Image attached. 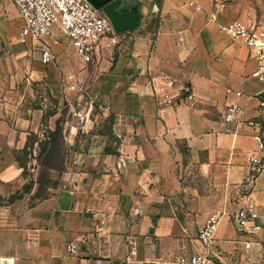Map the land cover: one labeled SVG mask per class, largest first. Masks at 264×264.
Instances as JSON below:
<instances>
[{"label": "crops", "instance_id": "crops-1", "mask_svg": "<svg viewBox=\"0 0 264 264\" xmlns=\"http://www.w3.org/2000/svg\"><path fill=\"white\" fill-rule=\"evenodd\" d=\"M1 2L16 78L43 81L66 99L76 123L59 185L27 199L15 194L25 183L21 157L43 111L12 108L0 118V264H189L179 259L206 254L198 232L212 213L222 217L209 264H264V166L252 189L258 217L247 232L233 221L245 203L249 157L264 161L255 139L264 132V80L252 75L258 49L220 29L236 19L232 6L196 0L215 14L210 21L189 0H126L139 24L112 55L88 64L89 96L78 102L69 85L84 78L85 64L70 42L46 38L56 61L42 64L33 44L20 40L16 5ZM165 76L189 82L195 99L181 98ZM166 97L172 101L161 102ZM233 101L262 128L225 123ZM79 110L88 113L84 128Z\"/></svg>", "mask_w": 264, "mask_h": 264}, {"label": "built area", "instance_id": "built-area-1", "mask_svg": "<svg viewBox=\"0 0 264 264\" xmlns=\"http://www.w3.org/2000/svg\"><path fill=\"white\" fill-rule=\"evenodd\" d=\"M16 5L22 26L20 40L23 43L31 42L34 50L40 52V61L44 65L55 63L56 56L51 47L45 42L46 38H53L58 35L67 39L75 49L76 54L83 60L84 78L76 84H70L69 88L77 92L76 101L86 100L89 96V83L87 80L88 64L93 61H102L109 54L112 55L116 48L128 37V32H117L112 21L101 10L96 9L89 0H12ZM190 4H195L196 0H189ZM197 4V3H196ZM208 20L216 21L213 12L204 9L200 4L196 7ZM220 29L235 40H243L251 48L258 49V67L252 75L255 78L264 80V26L250 25L241 19H234L229 23L220 25ZM68 75L62 79V83L72 79ZM169 86L179 88L181 98L193 101L195 95L192 85L185 82L181 85L178 80L165 76ZM242 96L241 91L235 93ZM171 102L169 98H163L161 102ZM73 102L70 103L72 105ZM259 117L264 118V92L258 98ZM78 124L84 128L87 122L88 113L81 110L74 111ZM244 106L238 101L230 103L224 112V122L227 124L251 125L262 128L261 119H244ZM259 150L264 152V132L260 131L255 135ZM253 166L252 173L243 188L244 205L239 206L233 213V221L240 232H247L250 223L258 217L256 204L252 197L253 182L257 172L263 166V157L256 154L249 157ZM222 214L212 213L204 226L199 229L198 240L206 250L205 255H195L190 258L181 257V263L189 264H209L216 239V232ZM70 251L75 252L76 246L70 245ZM136 253L135 248L131 250Z\"/></svg>", "mask_w": 264, "mask_h": 264}, {"label": "rangeland", "instance_id": "rangeland-1", "mask_svg": "<svg viewBox=\"0 0 264 264\" xmlns=\"http://www.w3.org/2000/svg\"><path fill=\"white\" fill-rule=\"evenodd\" d=\"M223 1L232 6V12L238 14L236 18L264 25V0ZM1 4L0 0V9ZM6 21V16L2 17L0 13V118L12 108H18V113L20 108L21 113L29 109L43 111L41 130L31 136L21 157L25 183L21 191L15 193L27 199H37L59 185L73 149L69 143L70 125L76 121L66 99L55 98L43 81L28 83L25 78H16L11 63L13 52L2 34Z\"/></svg>", "mask_w": 264, "mask_h": 264}, {"label": "water", "instance_id": "water-1", "mask_svg": "<svg viewBox=\"0 0 264 264\" xmlns=\"http://www.w3.org/2000/svg\"><path fill=\"white\" fill-rule=\"evenodd\" d=\"M96 9H101L112 21L117 32L131 30L139 24L137 8H127L126 0H89ZM1 264H8L7 260Z\"/></svg>", "mask_w": 264, "mask_h": 264}, {"label": "trees", "instance_id": "trees-1", "mask_svg": "<svg viewBox=\"0 0 264 264\" xmlns=\"http://www.w3.org/2000/svg\"><path fill=\"white\" fill-rule=\"evenodd\" d=\"M30 140V139H29ZM29 146V142H28V144H27V146H26V148Z\"/></svg>", "mask_w": 264, "mask_h": 264}, {"label": "bare ground", "instance_id": "bare-ground-1", "mask_svg": "<svg viewBox=\"0 0 264 264\" xmlns=\"http://www.w3.org/2000/svg\"><path fill=\"white\" fill-rule=\"evenodd\" d=\"M1 261H4V260H1Z\"/></svg>", "mask_w": 264, "mask_h": 264}]
</instances>
